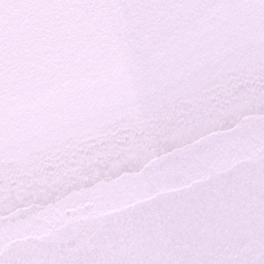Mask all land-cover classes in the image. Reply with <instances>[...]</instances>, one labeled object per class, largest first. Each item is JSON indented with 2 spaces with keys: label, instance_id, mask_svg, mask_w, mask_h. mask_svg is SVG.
<instances>
[{
  "label": "snow or ice",
  "instance_id": "obj_1",
  "mask_svg": "<svg viewBox=\"0 0 264 264\" xmlns=\"http://www.w3.org/2000/svg\"><path fill=\"white\" fill-rule=\"evenodd\" d=\"M0 264H264V0H0Z\"/></svg>",
  "mask_w": 264,
  "mask_h": 264
}]
</instances>
